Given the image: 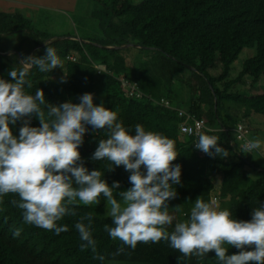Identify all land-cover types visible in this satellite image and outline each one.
Segmentation results:
<instances>
[{
    "label": "trees",
    "instance_id": "1",
    "mask_svg": "<svg viewBox=\"0 0 264 264\" xmlns=\"http://www.w3.org/2000/svg\"><path fill=\"white\" fill-rule=\"evenodd\" d=\"M138 1H105L93 15L97 33L81 38L50 35L25 16L1 13L0 39L21 35L27 47L1 44L0 77L10 79L7 73L19 63L17 56L20 60L33 50L31 55L43 56L46 46L54 47L63 64L64 82L53 79L59 67L51 73L33 69L28 77L32 87L26 91L34 94L42 90L53 105L79 103L81 95L92 93L94 104L103 102L116 111L126 127L134 131L135 125L142 124L175 142L178 156L172 163L180 164L182 173L180 184L173 186L177 195L168 203L176 218L172 226H166L169 232L176 222L187 218L198 197L210 202L214 196L221 209L232 211L233 218L250 220L252 210L264 204V145L260 150L245 151L235 128L242 125L248 131V141H264V0ZM130 49L148 55L130 65L124 56ZM245 49L255 54L232 78V66ZM133 84L136 90L130 94ZM161 100L173 109L160 105ZM176 110L203 121L212 131L207 134L216 135L230 155H202L194 147V138L179 132L183 119ZM257 116L263 119L255 121ZM20 126L21 122L10 126L14 135ZM32 126H39L35 116ZM101 139H107L104 130L87 133L79 151L85 166L100 170L109 186L120 183L114 191L120 200L118 192L131 187L130 173L122 166L110 171L106 159L91 160ZM250 171L256 173L255 179ZM216 179L221 180L217 192ZM18 199L10 193L0 202V264H100L91 250H81L74 227L81 216L88 215L93 217V236L98 252L106 257L104 264H215L214 252L203 258L185 257L164 240L138 243L135 250L126 248L124 254L113 257L121 242L104 230L112 221L104 216L107 200L102 195L99 204H81L76 216H65L59 223L68 225L69 231L59 235L25 224L22 210L12 204ZM17 228L21 233L14 237ZM237 251L229 248L227 254Z\"/></svg>",
    "mask_w": 264,
    "mask_h": 264
},
{
    "label": "clouds",
    "instance_id": "2",
    "mask_svg": "<svg viewBox=\"0 0 264 264\" xmlns=\"http://www.w3.org/2000/svg\"><path fill=\"white\" fill-rule=\"evenodd\" d=\"M63 67L54 47L46 46L43 56H23L7 76L0 77V202L7 194L18 200L12 204L22 210L25 224L33 225L56 235L69 231L60 224L65 216H76L79 205L99 204L101 195L109 205L107 216L111 225L104 230L121 247L113 257L135 250L138 243L168 242L185 257H207L215 253V264H264V204L251 212L250 220L233 218L232 211L221 209L216 200L206 202L198 197L183 221L176 222L168 203L177 195L173 186L180 184L182 167L173 164L177 159L175 142L162 133L146 130L142 124L126 127L116 111L103 102L94 104V94L85 93L79 103L67 101L53 105L44 92L26 91L33 69L51 73ZM61 82H64L61 80ZM39 126H32V118ZM21 122L18 135L10 126ZM104 130L92 153V161L107 160L110 171L123 167L131 187L120 191V200L98 170L85 166L79 149L87 133ZM211 130L209 129V132ZM216 135L201 132L194 147L209 157L226 158L230 153L218 143ZM264 141L250 140L244 150H260ZM93 217L81 216L74 227L79 234L81 250H91L93 259L104 264L106 257L97 250L93 236ZM17 228L13 236L17 237ZM229 248L238 251L227 254Z\"/></svg>",
    "mask_w": 264,
    "mask_h": 264
},
{
    "label": "rangeland",
    "instance_id": "3",
    "mask_svg": "<svg viewBox=\"0 0 264 264\" xmlns=\"http://www.w3.org/2000/svg\"><path fill=\"white\" fill-rule=\"evenodd\" d=\"M40 6H26L24 5L21 8L15 9L14 14L18 13L22 16L29 18L34 26L41 31H45L50 35L58 36V35H69V36H78V37H87L93 35V33H97L95 21L93 19V15L100 11L101 5L107 0H39ZM132 2L137 3L138 0H132ZM0 39V46L3 43L4 46L16 47L19 44H22V48L27 47L22 41L24 37L21 35H15L8 39ZM14 51V50H13ZM34 51V50H33ZM32 51V52H33ZM30 52L29 55L32 54ZM254 50L245 49L240 54L238 60L232 66L231 76L232 78H236L239 71L242 69L243 63L253 57ZM148 53L144 51H138L135 49H130L124 55L127 61H129L130 65L132 63L145 60ZM138 59V60H137ZM19 62V57H16V60ZM54 81L60 82L61 80H65V73L63 69L59 68L57 73L54 76ZM250 85V84H249ZM249 85L245 90L249 88ZM255 121H261L263 118L257 116L254 118ZM255 122L254 126L259 127ZM231 138L235 140V134L231 132ZM254 158L256 154H253ZM250 177L252 176L254 179L257 177L256 173L250 171ZM215 192L219 190L221 180H215ZM213 195H215L213 193ZM216 198L212 197L211 201ZM219 204V202L217 201ZM109 205L106 204L104 216H107ZM111 218V217H109Z\"/></svg>",
    "mask_w": 264,
    "mask_h": 264
},
{
    "label": "built area",
    "instance_id": "4",
    "mask_svg": "<svg viewBox=\"0 0 264 264\" xmlns=\"http://www.w3.org/2000/svg\"><path fill=\"white\" fill-rule=\"evenodd\" d=\"M69 59L74 61L73 58H69ZM129 90H130V94H133V92H135V90H136V85L133 84L131 86V88H129ZM159 104L166 107V108L173 109V107L169 104V102H167L165 100H161V102ZM176 112H177L178 116L183 119L182 123L179 126V132L182 135L190 137V138H194V141L196 143L198 135L201 132L209 133V129L207 128V126L205 125V123L203 121L197 120L195 117L187 114V112H185L183 110H176ZM210 132H212V131H210ZM235 134H236L237 140L239 142H242L243 144L248 142V138H247L248 131L242 125H238L235 128ZM198 151L202 155H205L204 152H202L200 150H198ZM213 200L217 201V198H214Z\"/></svg>",
    "mask_w": 264,
    "mask_h": 264
},
{
    "label": "crops",
    "instance_id": "5",
    "mask_svg": "<svg viewBox=\"0 0 264 264\" xmlns=\"http://www.w3.org/2000/svg\"><path fill=\"white\" fill-rule=\"evenodd\" d=\"M26 6H40L39 0H0V14H14L15 9Z\"/></svg>",
    "mask_w": 264,
    "mask_h": 264
}]
</instances>
